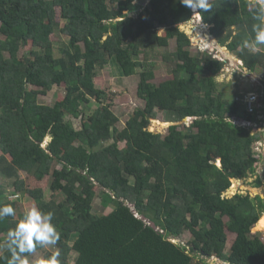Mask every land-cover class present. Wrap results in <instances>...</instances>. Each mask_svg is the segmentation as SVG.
<instances>
[{
	"label": "trees",
	"instance_id": "16d2710c",
	"mask_svg": "<svg viewBox=\"0 0 264 264\" xmlns=\"http://www.w3.org/2000/svg\"><path fill=\"white\" fill-rule=\"evenodd\" d=\"M209 2L212 9L199 13L216 45L255 72L264 53L243 42L252 44L261 2ZM193 15L176 0H149L144 7L136 0H0V182L13 186L4 192L0 183V206L16 212L0 221V264L10 257L3 241L27 211L25 199L52 212L60 234L39 264L57 252L58 264H208L213 257L264 264V241L253 232L264 198L226 196L233 179L248 178L262 160L256 146L263 133L257 137L239 121H263L246 112L242 97L229 101L218 90L224 60L191 53L196 44L180 24ZM61 37L67 39L56 55ZM173 41L176 50L169 51ZM153 54L172 65L173 78L160 85L153 83ZM109 62L124 77L140 70L145 107L122 129L107 102L111 94L96 81ZM54 86L65 89L64 97L42 102ZM261 96L264 115V89ZM92 98L99 106L87 115L83 103ZM157 111L168 121L193 119L162 135L149 129ZM255 183L260 187L262 178ZM228 231L236 238L227 251Z\"/></svg>",
	"mask_w": 264,
	"mask_h": 264
},
{
	"label": "rangeland",
	"instance_id": "374dc122",
	"mask_svg": "<svg viewBox=\"0 0 264 264\" xmlns=\"http://www.w3.org/2000/svg\"><path fill=\"white\" fill-rule=\"evenodd\" d=\"M139 4L144 7L146 4H148L149 0H136ZM211 1V0H209ZM262 2V0H257ZM137 15V13L132 14ZM180 27L187 32L192 41L196 44L191 48V53L193 55H197L199 52H208L212 54L216 58H220L225 61V66L223 70L215 77V83L219 91L225 92L226 96L229 101H232L231 98L234 97H242L247 96L251 93H256L259 96V102L257 105L260 104V111H262L261 107L263 105V96L262 90L264 89V64L259 65L255 72H250L248 69H245L243 67L244 63L240 61L237 56H235L233 53L229 52V49L226 47H222L219 45H216L215 40L211 35L209 34V26L200 19H197L193 17V19L189 22L182 23ZM161 29V33H162ZM0 39H5V36L1 33L0 30ZM67 39V37H61L60 40L55 42L54 50L56 52V55H61L60 49L64 48V42ZM249 48L252 52L255 51H263L264 53V45H249ZM162 52L167 51V49H160ZM169 51H175L176 50V43L173 41L171 42L169 48ZM7 56H9V53H6ZM156 56L157 58H152L151 60L153 62H156L155 65V78L153 80V83L156 85H160L161 83L172 79L173 78V72H172V65L169 63H165L162 61L161 57L157 54H153V56ZM264 60V58H263ZM140 70L137 74L133 76H121L119 67L114 62H109L107 65H104L103 67L98 68V74L96 77V81L98 84H100L103 88H106L108 90L109 94H111L107 102L112 103V109L114 110L117 117H119L118 126L122 129L126 125L127 120L134 115L135 111L138 108H144L145 107V101L141 99L138 96V86L140 83ZM42 88V87H40ZM65 95V89L62 86H54L51 90L48 91L47 95L40 96V99L42 102L47 104H53L58 99H62ZM99 106V103L92 98L89 103H83V107L87 111V115H90L92 111H95V109ZM158 112V111H157ZM82 117V116H81ZM157 118H154L151 120V124L149 125V129L156 133H161L162 135H166L169 132V128L171 125H176L175 122H168V114L165 112H158L156 115ZM68 119H72V117L68 116ZM257 119H260L263 121V123H252L250 126L253 127V131L257 134L263 133L264 135V115L258 116ZM157 120V121H156ZM189 120V119H188ZM186 120V121H188ZM185 121V122H186ZM74 126L76 128H80L81 126V118L74 119L73 121ZM164 123V124H163ZM184 122H179V124H183ZM51 141V137L46 138L44 145L46 146ZM113 140H109L106 142H103L102 145H108ZM258 143V142H257ZM120 146H123L122 143L119 144ZM259 155L262 156L261 163L259 164L258 168L256 169V172L254 174H249L250 176L246 179H233L232 186L228 189L226 192V196L232 197L235 194L242 193H250L252 197H255L256 195H260L264 198V137L262 139L261 144H258L257 146ZM25 173L22 172L21 176L25 177ZM262 178V185L260 187H256V180L258 178ZM5 179L1 180V184L3 187V191L5 192H11L13 190V186L11 184L7 185L5 187ZM8 183V182H6ZM40 184L46 186L47 179H45ZM48 190V189H47ZM48 195H50V192H48ZM98 197V194H97ZM24 202V208H27V210L31 209L32 207H36L35 202L31 201L30 199L23 200ZM96 203L99 205V208L102 207V197L101 195L98 197ZM113 206H108V208L105 209V212L112 209ZM254 233H257L262 240L264 241V212L262 214L261 219L259 222L255 225L253 229ZM191 238V234L189 232L185 233L182 239L189 240ZM236 238V234L228 231V246L227 251L230 249L234 239ZM53 246H49L47 248H44L41 251L36 252L34 255L28 257L29 264H39L40 261L44 257V252L48 250H53ZM55 250V249H54ZM1 254V249H0ZM75 257H71V262H74ZM208 264H228L227 262L223 261L222 259L213 257L211 259H206Z\"/></svg>",
	"mask_w": 264,
	"mask_h": 264
},
{
	"label": "clouds",
	"instance_id": "9594fccd",
	"mask_svg": "<svg viewBox=\"0 0 264 264\" xmlns=\"http://www.w3.org/2000/svg\"><path fill=\"white\" fill-rule=\"evenodd\" d=\"M176 2L189 8L194 13L193 17L200 19L201 21L203 20L199 12L207 13L213 7L209 0H176ZM253 19L258 21V23L254 26L253 31L255 35L251 43L257 46L264 45V0H262L261 5L256 8L255 13L253 14ZM209 34L211 35V33ZM249 44L250 41L245 40L243 42V47L248 48ZM243 67L247 69L244 65ZM252 94L256 93L248 94V98L247 96L246 98L244 96V99H242V105L248 114H254L256 117H258L257 115L263 116L261 111L258 113L260 110V104L257 105L260 101L258 94H256L258 97L257 101L254 103L256 108L255 111L252 113L248 111L247 103ZM192 119V117H188L181 122L188 120L186 121L187 123ZM239 122L244 123L245 125L256 123L249 122V120L248 122L242 120ZM176 125H180L179 122ZM256 136L259 137L260 134L257 133ZM15 216L16 212L13 206H0V221L7 217H12L14 219ZM53 218L54 214L52 212H43L37 207H32L27 210L22 219L15 224L14 228L8 230L7 237L3 241V247L7 248L10 253V257L7 258L6 264H29L27 257L35 253L38 248H47L56 245L60 240V234L53 223ZM58 256L59 253L57 252L54 256L50 257L49 264H58Z\"/></svg>",
	"mask_w": 264,
	"mask_h": 264
},
{
	"label": "built area",
	"instance_id": "2783aa9c",
	"mask_svg": "<svg viewBox=\"0 0 264 264\" xmlns=\"http://www.w3.org/2000/svg\"><path fill=\"white\" fill-rule=\"evenodd\" d=\"M257 95L256 94H252L251 95V98L249 99L248 103H247V106H248V111L249 112H254L255 111V102L257 101Z\"/></svg>",
	"mask_w": 264,
	"mask_h": 264
},
{
	"label": "water",
	"instance_id": "95a60500",
	"mask_svg": "<svg viewBox=\"0 0 264 264\" xmlns=\"http://www.w3.org/2000/svg\"><path fill=\"white\" fill-rule=\"evenodd\" d=\"M230 190V189H229ZM150 224L153 226V227H155V223H153V222H150Z\"/></svg>",
	"mask_w": 264,
	"mask_h": 264
},
{
	"label": "crops",
	"instance_id": "0c3cea01",
	"mask_svg": "<svg viewBox=\"0 0 264 264\" xmlns=\"http://www.w3.org/2000/svg\"><path fill=\"white\" fill-rule=\"evenodd\" d=\"M242 99H244V96H243V98ZM243 102V101H242ZM257 116H260V115H257ZM257 152H258V150H257ZM259 154V153H258Z\"/></svg>",
	"mask_w": 264,
	"mask_h": 264
},
{
	"label": "bare ground",
	"instance_id": "6f19581e",
	"mask_svg": "<svg viewBox=\"0 0 264 264\" xmlns=\"http://www.w3.org/2000/svg\"><path fill=\"white\" fill-rule=\"evenodd\" d=\"M157 121V120H156ZM164 124V123H163Z\"/></svg>",
	"mask_w": 264,
	"mask_h": 264
}]
</instances>
